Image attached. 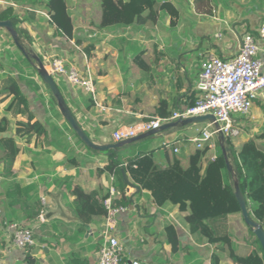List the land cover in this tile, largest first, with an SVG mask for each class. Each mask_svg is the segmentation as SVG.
<instances>
[{
    "label": "crops",
    "instance_id": "obj_1",
    "mask_svg": "<svg viewBox=\"0 0 264 264\" xmlns=\"http://www.w3.org/2000/svg\"><path fill=\"white\" fill-rule=\"evenodd\" d=\"M29 1L0 0V20L5 16L12 19L23 47L44 67L52 59H60L66 68L74 67L80 74L90 70L93 94L61 76L53 79L84 134L97 145L115 144L112 135L118 129L147 118H165L194 105L200 95L196 85L201 61L211 54L232 58L243 34L256 38L258 58L264 62V40L257 35L264 22V0H204L200 9L207 10L205 13L197 11L194 0H155V22L146 19V11L144 23L104 28L99 26V0H66L73 24L71 38L51 23L43 8L45 0ZM165 2L177 11L173 27L170 14L160 9ZM24 57L11 36L0 29V121L7 120L0 140L10 139L11 151L17 150L9 160L10 150L0 142V264H96L104 216L91 214L89 222L81 221L74 189L96 192L103 206L109 187L117 191L120 186L116 174L107 169L111 160L125 166L139 154L152 152L155 164L163 167L175 148L179 151L174 154L189 155L194 145L189 140L204 124L179 125L117 149L92 150L67 126L38 76L35 62ZM7 77L17 82L27 114L12 116L6 110L12 95H1V84ZM263 97L264 92L249 116L236 117L241 134L231 141L235 152L253 140L264 153L261 132L250 134L245 128L253 123L260 130L264 127ZM28 122L39 123L42 131L26 132ZM252 135L261 136L257 140ZM212 155L217 156V148L208 150L203 166ZM124 172L125 180L137 189L126 185L128 203L123 205L126 211L120 214L116 228L125 256L122 264H212L214 253L218 264H232L226 248L189 232L185 221L188 210L181 211L168 202L155 205L149 192ZM119 196L117 191L114 201ZM45 210L58 213L44 219ZM13 223L32 231L34 245L28 250L13 246L8 228ZM167 227L173 230L170 238ZM229 230L236 254L245 256L250 249L248 236L231 225ZM27 254L31 263L25 261Z\"/></svg>",
    "mask_w": 264,
    "mask_h": 264
},
{
    "label": "trees",
    "instance_id": "obj_2",
    "mask_svg": "<svg viewBox=\"0 0 264 264\" xmlns=\"http://www.w3.org/2000/svg\"><path fill=\"white\" fill-rule=\"evenodd\" d=\"M33 1L39 2V0ZM194 2L197 11L203 13L207 11L200 9L204 5V0H194ZM28 3L31 2L28 0ZM154 5L155 0H99V26L102 28L117 25L129 26L135 22L144 23L146 19L155 22L157 13L154 11ZM43 8L57 31L71 38L73 24L67 12V1L45 0ZM160 9L166 10L170 14V25L175 26L177 11L173 6L165 2ZM146 11H149V14L144 19L143 14ZM4 20H9L12 23V19L7 16L4 17ZM16 33L18 35V32ZM90 48L89 46L85 49L87 54ZM24 59L34 64L30 57H24ZM137 63L142 67L143 63L140 58ZM1 95H12V100L6 108L12 116L28 113L26 100L14 79L7 77L2 81ZM39 125L37 122H28L24 128L26 132L33 131L38 134L42 131ZM6 126L7 120L3 118L0 121L1 133L6 130ZM67 126L69 127L68 124ZM77 139L79 140L78 137ZM0 142L5 149L10 150L9 160H13L17 150L11 151V140L2 139ZM224 145L228 149L234 175L226 169L220 144L217 145V159L207 161L205 166H203V161L208 149L199 150L195 145H191L188 156L170 152L163 167H158L155 164L152 152L139 154L127 161L125 166H122L117 160H111L107 169L116 174L120 183L117 188L120 199L114 203L116 205L128 203V198L124 196L127 182L121 173V170L123 172L125 170L135 185L149 192L155 205L162 206L168 202L177 205L181 211L188 210L189 214L185 217V221L189 232L205 238L211 245L226 248L232 264H264V255L260 244L252 229L243 221L240 207L234 195V182L236 181L240 193L245 199L249 217L258 223L264 231V153L253 140L244 143L238 152L234 151L231 141L226 140ZM74 194L81 221L89 222L91 214L105 215L106 211L96 192L86 194L79 188H75ZM229 225L234 227L237 233L243 232L248 236L246 242L250 249L245 256L236 254ZM166 230L167 237L170 238L173 230L170 227H167ZM211 259L212 264H218L219 258L216 253L211 256ZM25 261L31 263L33 259L27 254Z\"/></svg>",
    "mask_w": 264,
    "mask_h": 264
},
{
    "label": "built area",
    "instance_id": "obj_3",
    "mask_svg": "<svg viewBox=\"0 0 264 264\" xmlns=\"http://www.w3.org/2000/svg\"><path fill=\"white\" fill-rule=\"evenodd\" d=\"M258 39L264 40V22L258 28ZM260 48L251 33L243 34L238 52L229 59H220L207 55L200 63L196 88L200 95L195 104L173 111L165 118H147L133 127L121 128L112 135L116 143L128 141L151 131H159L163 125L198 116H212L213 121H205L204 126L189 141L197 149L215 150L219 137L232 141L241 134L240 124L236 117H247L256 100L264 92V62L258 58ZM47 72L52 76H61L72 86L94 93L92 76L89 69L80 74L74 67L66 68L60 59H52ZM264 103V97H263ZM178 149H173L178 153ZM212 155L209 161H215ZM117 191L109 187V195L103 200L106 211L102 223L103 243L97 253L96 264H122L125 256L117 236L116 228L119 216L126 211L123 205H116L114 199ZM12 244L15 248L25 251L34 245L33 233L30 229L18 224H10ZM131 264H140L137 261Z\"/></svg>",
    "mask_w": 264,
    "mask_h": 264
},
{
    "label": "water",
    "instance_id": "obj_4",
    "mask_svg": "<svg viewBox=\"0 0 264 264\" xmlns=\"http://www.w3.org/2000/svg\"><path fill=\"white\" fill-rule=\"evenodd\" d=\"M0 29L5 30L12 38L13 43L15 44V46L20 50V52L26 57V58H31L35 64H36V70H37V74L40 77V79L42 80V82L46 85V87L48 88L50 94L52 95L53 99L56 102L57 108L60 112V114L62 115V117L64 118L65 122L69 125V127L73 130V132L77 135V137L79 138V140L88 148L95 150V151H106L108 149H117L123 145H127V144H131L137 141H140L142 139L148 138L150 136H153L155 134H157L158 131H151L147 134H143L140 136H137L135 138H132L128 141H124V142H120V143H116V144H112V145H97L94 144L93 142H91L89 140V138L84 134V132L82 131V129L80 128V126L78 125V123L76 122L74 116L72 115V113L69 111V109L67 108L65 101L59 91V89L57 88V85L53 79V77L47 72V70L45 69L43 63L41 62V60L33 53L29 52L28 50H26L23 45L20 42V39L15 31V29L13 28V25L11 23V21L9 20H0ZM205 121H213V117L212 116H198V117H192V118H188L185 120H181V121H177L168 125H163L160 130L165 131L169 128H175L178 127L179 125L181 126H186L189 124H201L204 123ZM225 139L223 137H219V144H220V149H221V153L225 162V166L227 171L230 174L234 175L233 172V166L231 164V161L229 159V153H228V149L225 148ZM122 175L124 176V172L123 170H121ZM125 178V176H124ZM127 184L129 187L131 188H135L137 189L136 186H134L133 184H131L130 182H128L126 180ZM234 195L236 198V201L240 207V212L243 218V221L245 222V224L247 226H249L252 229V232L255 236V238L258 240L260 247L262 249V253L264 255V231L262 229V227L254 222L253 220H251V218L249 217V213H248V209L246 206V202L244 197L241 195L240 190L237 186L236 181L234 182ZM58 212L56 211H52V210H45V214L43 215L44 219H49L51 218L53 215L57 214Z\"/></svg>",
    "mask_w": 264,
    "mask_h": 264
},
{
    "label": "rangeland",
    "instance_id": "obj_5",
    "mask_svg": "<svg viewBox=\"0 0 264 264\" xmlns=\"http://www.w3.org/2000/svg\"><path fill=\"white\" fill-rule=\"evenodd\" d=\"M252 108H253V107H252ZM251 113H252V109H251ZM253 124H254V123H253ZM253 124L250 125L249 127H248V126H247V127L244 126V127H245L247 130H250V131H249L250 134H254V133H255V134H258V133L261 132V135L264 136V135H263V134H264V127L260 130L258 126H257V128H255V126H253ZM244 127H243V128H244ZM254 128L256 129V131H253ZM261 135H256V136L252 135L251 137L257 138V140H258V139L260 138ZM151 137H152V136H151Z\"/></svg>",
    "mask_w": 264,
    "mask_h": 264
}]
</instances>
